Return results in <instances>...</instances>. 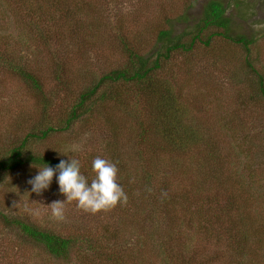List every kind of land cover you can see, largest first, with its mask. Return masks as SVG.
I'll list each match as a JSON object with an SVG mask.
<instances>
[{
    "label": "rangeland",
    "instance_id": "1",
    "mask_svg": "<svg viewBox=\"0 0 264 264\" xmlns=\"http://www.w3.org/2000/svg\"><path fill=\"white\" fill-rule=\"evenodd\" d=\"M63 1L71 23L60 1L0 0V53L43 87L39 94L31 90L0 59V159L23 145L34 155L79 160L90 182L91 162L100 156L116 164L117 182L128 199L96 214L66 202L64 219L56 220L47 207L64 199L55 176L49 189L37 195L27 181L41 166L0 171V264H59L42 245L25 239L15 221L80 238L85 264H224L232 253L220 255V237L206 228L204 218L223 208V191L229 186L245 222L260 231L249 259L264 264V2L222 0L232 33L252 39L250 46L214 36L207 45L196 43L191 52L174 53L163 65L158 81L175 109L165 120L160 121L164 115L155 110V101L145 99L151 109L143 99L135 106L141 95L132 88L122 96L133 104L98 106L91 117L44 139L40 123L58 128L85 87L126 63L123 41L150 54L159 49L161 30L189 40L208 0ZM153 115L160 117L159 127L174 122V135L191 132V139L203 142L193 149L187 143L177 155L166 149ZM139 123L146 124L145 135L138 131ZM205 143L218 159L205 153ZM161 194L166 205L157 203ZM216 196L217 210L211 203ZM235 244L224 243L230 251L237 249Z\"/></svg>",
    "mask_w": 264,
    "mask_h": 264
},
{
    "label": "trees",
    "instance_id": "2",
    "mask_svg": "<svg viewBox=\"0 0 264 264\" xmlns=\"http://www.w3.org/2000/svg\"><path fill=\"white\" fill-rule=\"evenodd\" d=\"M48 1L52 5H55L60 1V6H62L65 16L67 17L66 22L71 23L72 18H70V12L66 9V5L63 0ZM262 1L264 2V0ZM190 7L191 5L189 8ZM232 24V18L231 16L227 15V8L224 7L223 1L208 0L203 8L201 16L188 33L190 36L189 40H185L183 35L172 36L171 31L161 30L157 37L159 49H157L155 53L150 54H145L142 51L139 52L136 49L130 48L128 43L123 41L122 47L127 57L126 63L121 67L108 72L107 75H103L98 80L93 81L90 86L85 87V89H83L79 95L78 103L73 107L70 114L65 117L63 116L62 120L59 121L60 123L58 128L48 125V123H40L41 129L39 132L41 133V137L45 139L50 135V133H55L58 130L62 132L67 131L73 126V122H78L83 117H91L94 110H96L98 106L102 107L103 109L104 105L110 103L116 104V102H132L133 104V100L130 101V99L122 96L125 90L132 88L136 91V93L141 95L138 97V99H136V101H139L135 103V106H139L140 101L143 99L142 103H144V107H149V109H151L150 105L152 104L147 103L145 99L150 102L155 101V110L159 112V110L162 109V114L164 115L160 121L165 120L170 112L171 114L175 112V109H171L173 105L172 99H166L163 96L165 88L160 86L158 81V72L162 70V67L165 63H170L174 53L191 52L194 49L196 43L202 42L207 45L214 36H219L225 40H229L233 43L241 44L246 47L254 43L252 39H249V37H246L245 35H234L232 33ZM206 32L211 33L207 35V41H202V37ZM2 56L4 55L0 53V59L3 61L4 66H7L10 71L18 73L20 76L25 78V81L31 90L36 91L38 94L42 92L43 87L33 74L27 73L24 67H21L6 58H3ZM260 85V92L264 98V83L260 82ZM163 99L166 101L163 102ZM152 118L155 127L159 128L160 134L162 132L163 141L168 146L166 149L174 150V153L177 155L183 154V152H185V145L187 143H189L188 148L193 149L198 147L203 142L198 137L195 140L191 139V132L186 133L187 136H183L181 133L174 135L172 129L176 127L174 122H171V126H168L166 121H164L165 123L163 126L159 127L158 119L160 117L153 115ZM47 120L48 119H46V121ZM138 131L141 132V135H145V132L147 131L146 124L139 123ZM204 146L207 148L205 153L209 157L212 156L213 159H218V157L213 156L214 152L207 143H205ZM27 151L28 150L24 149L23 145L12 149L8 157L0 159V171L5 173L13 170L15 171L21 167H24L25 165H28L29 163L41 167H43L44 164L55 166L60 161L53 157L34 155ZM202 152L203 151H201V153ZM203 160L204 164H208V160L206 158ZM147 177L148 179H151L150 175H147ZM219 185H223L225 187L223 183L221 184L219 182ZM219 185L215 186L220 187ZM229 187L224 188L223 191V196L225 198L223 208H218L220 210H217V207L220 206L218 203L219 196L211 199V203L216 206L217 212L213 217L208 215L204 218L206 228L212 231V233H216V235L220 237L223 247V253L220 254L222 257H226L230 252L232 253L231 256L228 257L230 260L226 263L223 262L224 264H252L251 259L249 258H251V255L255 251V243L257 244L260 241L256 235L257 232L259 233L260 231L257 229V226L252 225L253 222L250 223L248 221L249 224L245 222V214L242 215L237 209L236 200ZM161 195L162 197L157 203L166 205V197L163 194ZM12 224L13 220H11V225ZM15 224L25 239L34 244L42 245L56 263L76 264L73 260L75 258L77 264H79V262L81 264H85V256L82 255V246H80V244H83V241H81L80 238H66L59 236L50 231L42 230L35 226H30L21 221H15ZM216 235H214L215 238ZM252 235L253 240L251 241ZM230 242L236 243V250L230 251L229 249L231 246L224 245V243ZM250 242L253 244V246L250 245ZM90 248L91 247H87L86 249L89 251ZM256 248L260 249L258 246H256ZM91 249L97 250L96 248ZM105 259L106 258H97V260L101 262H103ZM109 260L117 263V260L119 259L116 258L115 255H110Z\"/></svg>",
    "mask_w": 264,
    "mask_h": 264
},
{
    "label": "clouds",
    "instance_id": "3",
    "mask_svg": "<svg viewBox=\"0 0 264 264\" xmlns=\"http://www.w3.org/2000/svg\"><path fill=\"white\" fill-rule=\"evenodd\" d=\"M80 167L77 159H61L55 166L44 164L42 168H37L36 175L27 181L31 192L40 195L49 189L55 176L58 190L64 199L47 205L53 218L64 219L66 202L75 201L78 209L91 214L107 211L117 204L127 202V194L117 182L118 168L115 163L100 156L95 157L91 162L94 175L90 182L81 173Z\"/></svg>",
    "mask_w": 264,
    "mask_h": 264
}]
</instances>
